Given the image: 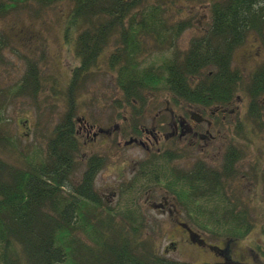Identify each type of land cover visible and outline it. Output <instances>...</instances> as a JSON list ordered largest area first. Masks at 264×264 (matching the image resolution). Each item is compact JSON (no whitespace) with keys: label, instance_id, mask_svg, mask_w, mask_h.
I'll return each mask as SVG.
<instances>
[{"label":"trees","instance_id":"16d2710c","mask_svg":"<svg viewBox=\"0 0 264 264\" xmlns=\"http://www.w3.org/2000/svg\"><path fill=\"white\" fill-rule=\"evenodd\" d=\"M54 1L1 0L0 12L33 3L40 8ZM70 1L73 8L64 38L70 41V30L78 33L72 39L78 66L64 90L66 109L35 160L25 157L14 165L0 155V264H194L159 253L153 227L131 193L122 192L114 204L99 197L93 184L98 161H86L82 180L74 182L83 165L74 129L76 99L104 55L125 99L143 98L159 89L189 102L233 97L245 86L232 67V56L250 31L263 33L264 0L212 2L209 36L193 39L185 54L173 53L158 65L147 64L155 54L148 53L150 47L158 53L172 49L191 24L169 25L165 9L159 4L144 7L146 0ZM3 40L0 36V52ZM43 82L40 75L39 84L37 66L30 61L12 95L34 97ZM247 91L253 99L264 95V65L252 74ZM257 106L251 104V118ZM160 168L162 176L154 180L165 188L164 167ZM228 198L213 200L195 192L180 204L189 213L184 221L195 230L192 241L209 247L218 259L215 264H244L233 258L231 245L254 228L255 214L239 196ZM201 235L223 240L225 246Z\"/></svg>","mask_w":264,"mask_h":264},{"label":"rangeland","instance_id":"374dc122","mask_svg":"<svg viewBox=\"0 0 264 264\" xmlns=\"http://www.w3.org/2000/svg\"><path fill=\"white\" fill-rule=\"evenodd\" d=\"M219 1L221 0H146L144 7L148 4L152 6L159 4L165 9L169 25L184 21L191 24L176 38L172 49H163L158 53L151 46L148 53L155 54L152 57L153 61H148L147 64L153 62L158 65L164 59L170 60L173 53L181 54L187 50L191 39L199 36L209 26L210 4ZM72 8L70 0H57L45 6L40 5V8L33 3L27 4L25 8L20 5L17 9H10L6 13L0 12V36L4 38V47L0 52V142L6 148L0 146V155L11 164L16 165L21 158L25 157L35 160L40 150L45 148L46 138L66 109L64 90L72 70L78 66L72 40L78 33L70 30L68 31L70 41L64 38ZM250 38L251 36H248L247 40ZM148 43L152 44L151 41ZM240 54L237 52L234 55V61L245 72L246 65L238 63ZM30 61L35 62L37 66L39 84L40 75L44 81L41 89L34 97L25 94L13 96L12 89L14 90L22 81ZM117 87L114 75L107 70L104 55L99 59L98 69L92 74L87 87L77 96L78 118L82 117L106 127L116 115L114 105H110V102L114 100L116 104L119 98L124 97ZM144 97L165 98L168 95H165V90L159 89L147 92ZM253 127L256 137L255 133L252 137L243 136L240 129H237V135L235 134L237 144L246 150L248 166L252 164L251 156L257 155L256 148L264 144V122L259 121L253 124ZM110 138L112 140V135ZM115 141L114 137L108 145H113ZM99 144L100 142L96 144L88 142L85 145L82 143L84 148L82 152L83 154L99 153L108 157L104 169L96 177L94 189L99 195H108L105 198L111 200L109 193L112 189H116L119 183L116 178L123 174L122 170H126L124 167L127 163L126 159L121 157L129 160L137 159L143 155V152L140 148L126 149L119 156L118 152L112 149L111 155V150L107 152L104 148H97ZM248 147L249 150H247ZM245 168L248 172V167L245 166ZM262 173L264 174V168ZM262 183V191H264V177ZM251 187L252 199H245V201L254 210L255 226L246 237L231 245V252L235 260L244 264H264V197L256 198L255 193L260 192V189L256 185ZM243 193L246 194L247 191L243 190ZM153 200L158 202L159 198L154 197ZM104 202L107 204L110 201ZM115 202L112 201L113 204ZM138 203L141 205L140 201ZM143 212L148 225L153 227L159 253L171 259L194 264H215L218 261L209 247L200 246L195 241L191 243L176 225V219L165 213V210L160 212L158 209L152 211L144 209ZM185 219L186 217L181 216L177 218L182 222ZM201 237L220 248L225 246L223 240H210L205 235ZM171 244H174V248Z\"/></svg>","mask_w":264,"mask_h":264},{"label":"flooded vegetation","instance_id":"af4514ba","mask_svg":"<svg viewBox=\"0 0 264 264\" xmlns=\"http://www.w3.org/2000/svg\"><path fill=\"white\" fill-rule=\"evenodd\" d=\"M210 26L211 18L208 28L193 39L208 37ZM262 30V34L250 31L233 53L232 67L242 77L241 87L245 86L233 97L222 101H219L218 97H207L198 102H189L172 93H167L168 97L165 98L123 97L119 98L116 104L114 100L110 102V105H114L116 115L106 127L82 117L78 118L76 113L73 116V127L81 143L78 159L83 165L75 172L74 182L82 180L86 161H98L99 166L96 165L94 170L95 185L97 175L104 169L108 160L106 155L99 153L83 154L82 143L85 145L88 142H100L97 148H104L107 152L111 150V155L112 149L119 155L126 149L140 148L143 155L137 159L121 157L126 159V170H122L123 174L116 178L119 183L116 189L109 193L111 200L105 198L108 195H99L96 190L95 192L103 201L112 202L116 201L122 192L128 191L133 200L141 202L139 207L142 211L165 210V213L176 219V225L191 243L195 230L185 221L177 220L179 216L189 215L187 209L180 204L186 194L197 192L208 199L212 197L213 200L219 199L220 195L231 199L239 196L243 200H250L253 195L251 186L256 185L260 189V192L255 193L256 198L264 197V144L256 148L257 155L251 156L252 164L248 166L246 150L235 140L237 129L243 132V136L252 137L255 133L256 137L253 124L264 122V95L253 99L247 91L252 74L264 65V27ZM248 36H251L249 40ZM189 47L190 45L181 54H185ZM237 52L241 53L238 63L246 65L249 70L245 69L244 72L241 66L236 64L234 55ZM253 103L258 106L254 118H251L249 110ZM152 111L154 113H151ZM111 135L112 140L115 137L116 141L113 145H108L112 142ZM249 149L248 147L247 150ZM162 159L164 163L159 161ZM161 166L164 167L162 174L167 180L165 188L154 180L160 178ZM245 166L248 167V172ZM236 181L238 182L235 183ZM243 190L247 193L244 194ZM154 197L159 198L158 202L153 200ZM184 226L190 229L191 235ZM171 246L174 248V244Z\"/></svg>","mask_w":264,"mask_h":264},{"label":"water","instance_id":"95a60500","mask_svg":"<svg viewBox=\"0 0 264 264\" xmlns=\"http://www.w3.org/2000/svg\"><path fill=\"white\" fill-rule=\"evenodd\" d=\"M184 228L186 229V231L191 235V231L189 228H187L186 226H184Z\"/></svg>","mask_w":264,"mask_h":264}]
</instances>
